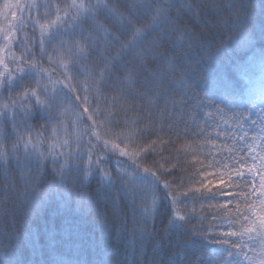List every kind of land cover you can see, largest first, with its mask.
<instances>
[{"label": "snow or ice", "instance_id": "1", "mask_svg": "<svg viewBox=\"0 0 264 264\" xmlns=\"http://www.w3.org/2000/svg\"><path fill=\"white\" fill-rule=\"evenodd\" d=\"M100 5L106 0H31V31L26 22L0 28V264H237L236 256L264 264V23L242 54L221 38L227 60L186 32L157 76L141 50L150 33L121 14L115 35ZM200 15L184 19L225 27ZM165 40L162 32L148 44L153 59ZM117 68L134 74L136 91ZM80 92L108 129L126 127L131 110L133 131L94 135ZM53 203L45 228L11 233L25 204L36 205L24 216L31 220ZM86 216L94 260L80 252Z\"/></svg>", "mask_w": 264, "mask_h": 264}, {"label": "trees", "instance_id": "2", "mask_svg": "<svg viewBox=\"0 0 264 264\" xmlns=\"http://www.w3.org/2000/svg\"><path fill=\"white\" fill-rule=\"evenodd\" d=\"M124 5H119L120 0H106L105 5H100V11L107 14H112L114 12H109L112 7L121 8L124 6L126 9L130 8L128 0H122ZM38 2L43 3L45 0H38ZM160 2V3H158ZM151 0L152 5L155 9H163V11H168V18H164L165 22V30L171 36V42L165 40L162 41L159 47L156 49V58L153 59V54L147 51V46L152 40H160L161 35L159 33H155L152 31V25H148L145 29V32L150 33L146 37V45L143 46L142 51L144 52L145 62L149 70L155 71L157 76L161 73L167 71V64L162 63L160 58L172 52L173 44H177L180 42L181 37L184 33L190 32L194 33L197 38L202 37L204 40L211 41L216 46L221 47V38L224 44L231 43L232 49H235L237 53L242 54L246 51L249 46V41L251 40V32L253 28H259L261 23H264V0H167V3L164 0L160 1ZM164 3L168 6H164ZM135 6V4H132ZM128 8H127V7ZM172 7V9H170ZM200 10V19H205V13L209 15H215V22L220 25H225V27L221 29H217L215 27L201 26L198 28H193L192 23H189L188 20L184 19L187 15L190 19L195 18L196 11ZM43 13V9H41V14ZM139 19L141 23L149 18V12L147 16H143ZM155 16L152 15V17ZM31 17V18H30ZM36 13L35 9L31 7V0H0V28H8L9 32L13 30V28H18L22 26L24 22L28 24V29L26 31H31L32 19H35ZM151 17V16H150ZM179 17L180 19H177ZM247 22V27H243V23ZM152 24V22H151ZM106 26L110 28L112 32L117 34L118 29L114 26H110L106 23ZM158 29L156 25H153ZM121 44L130 43L129 39L121 38L119 41ZM2 44V41H0ZM224 49V48H222ZM113 53L116 51L115 49H111ZM203 51V50H202ZM200 52V55L202 53ZM3 55H7V53H3ZM225 60L232 56L231 52H228L227 56L219 55ZM140 62L136 60L134 64H139ZM195 66V65H194ZM125 69V68H124ZM124 74L123 87L129 89L130 91H136V87L131 85L129 82L135 79L134 74H129L126 72V69L117 68L115 75ZM81 99L76 101L80 104V109H90L91 111L86 112L85 116L88 117V128L92 131L94 135H98L100 139H105L106 135H127L131 133L135 126V120L137 119L136 115L129 110L128 111V121L127 125L124 128H118L117 130L120 132L117 134L114 129H108L102 122L99 114L96 113L95 120L91 119V115L94 111L95 101L92 96H88L86 99L85 93H79ZM103 107V106H102ZM110 108V107H109ZM109 115L111 114V109H106ZM33 127L39 129L40 125L33 124ZM79 130H84V126L82 125ZM8 131L11 133V129ZM20 133L23 134L24 129H19ZM15 134H11L8 137V142L15 140ZM87 139V137H85ZM5 151V142H0V159H3V153ZM59 149H57V154L59 153ZM66 152L67 149H64ZM29 153L32 154V149L29 148ZM35 159V156L33 155ZM10 167H16V161L13 159L11 161ZM46 191V188L43 190ZM16 192L23 197L24 191L23 189L17 185ZM73 198H75V193H72ZM36 211V205H28L21 209L19 216L20 218L16 221V223L11 228V233L13 235L20 234L23 236L24 232L28 229L35 228H45L47 224L51 222V219L56 216L54 203L49 205L47 208L40 211L38 216H35L31 220L24 219L25 214L32 213ZM81 227L84 229V240L83 246L80 250L81 254H88L90 260L98 259L97 254L90 249V243L92 238V231L94 229L93 218L90 216H86L84 218H80ZM7 239V238H6ZM60 251H64V249H60ZM234 259L237 261V264H240L243 257L236 256ZM151 264H159L158 259H153Z\"/></svg>", "mask_w": 264, "mask_h": 264}, {"label": "rangeland", "instance_id": "3", "mask_svg": "<svg viewBox=\"0 0 264 264\" xmlns=\"http://www.w3.org/2000/svg\"><path fill=\"white\" fill-rule=\"evenodd\" d=\"M124 1L126 3L127 0H124ZM156 1L158 2L160 0H156ZM122 2L123 1L120 0V2H119L120 4L119 5H124ZM128 3H129V5H131V6H129L130 8H128L126 6L128 9H126L124 6H122L121 8L112 7L110 9L112 11H109V12H114V13L109 14V15L107 14L108 17H114L112 19H107V23L110 26H114L115 28L118 29L119 20L121 18H123V17L131 16L133 18V20L137 21V31L138 32H145L144 28H147L148 25H152V31L153 32L159 33V35H161L162 32L166 33L164 18L165 17L168 18V15H169L168 11H163V9H162L161 17L158 18L156 21H153L152 20V15L156 14V10H157V9L154 8L156 3H155L154 6L152 5V3L149 4L148 0H128ZM158 3H160V2H158ZM132 4H135V6L132 5ZM164 6L167 7L168 5L164 3ZM170 9H172V7H170ZM148 12H149V18H147L146 21L141 23L139 21V19L142 17L141 15L147 16ZM121 14H123V17L121 16ZM151 22H152V24H151ZM153 25H156L158 27V29L155 28ZM115 35L119 36V31H117V34H115ZM122 38L127 39L128 37L125 36V37H122ZM145 45H146V40H145L143 46H145ZM143 46H142V48H143ZM142 48H141V50H142ZM135 61H136V59L133 58V63ZM145 61L146 60H144V62ZM123 70H125V69L123 68ZM150 72H151L152 75H157L155 71L150 70ZM118 76H120V75H118ZM121 76L125 77L124 74H122ZM94 108H95V106H94ZM94 111L96 112V109H94ZM97 114H99V113H97ZM114 131L117 134L120 133L117 129H114Z\"/></svg>", "mask_w": 264, "mask_h": 264}]
</instances>
